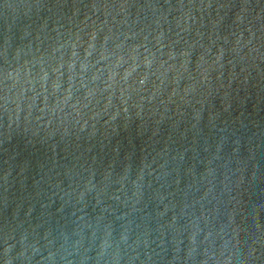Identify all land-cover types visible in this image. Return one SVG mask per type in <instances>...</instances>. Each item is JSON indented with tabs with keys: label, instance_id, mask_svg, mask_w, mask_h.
I'll return each instance as SVG.
<instances>
[{
	"label": "water",
	"instance_id": "1",
	"mask_svg": "<svg viewBox=\"0 0 264 264\" xmlns=\"http://www.w3.org/2000/svg\"><path fill=\"white\" fill-rule=\"evenodd\" d=\"M0 264H264V0H0Z\"/></svg>",
	"mask_w": 264,
	"mask_h": 264
}]
</instances>
